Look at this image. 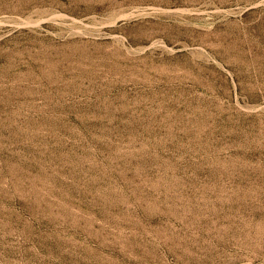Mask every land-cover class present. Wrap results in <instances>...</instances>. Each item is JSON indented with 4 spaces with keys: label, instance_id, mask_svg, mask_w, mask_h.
<instances>
[{
    "label": "rangeland",
    "instance_id": "rangeland-1",
    "mask_svg": "<svg viewBox=\"0 0 264 264\" xmlns=\"http://www.w3.org/2000/svg\"><path fill=\"white\" fill-rule=\"evenodd\" d=\"M0 264H264V0H0Z\"/></svg>",
    "mask_w": 264,
    "mask_h": 264
}]
</instances>
